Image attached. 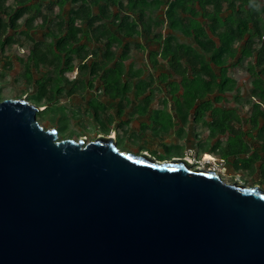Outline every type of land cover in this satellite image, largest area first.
<instances>
[{
	"label": "water",
	"instance_id": "1",
	"mask_svg": "<svg viewBox=\"0 0 264 264\" xmlns=\"http://www.w3.org/2000/svg\"><path fill=\"white\" fill-rule=\"evenodd\" d=\"M0 101V264H264V190L186 158L60 140Z\"/></svg>",
	"mask_w": 264,
	"mask_h": 264
},
{
	"label": "trees",
	"instance_id": "2",
	"mask_svg": "<svg viewBox=\"0 0 264 264\" xmlns=\"http://www.w3.org/2000/svg\"><path fill=\"white\" fill-rule=\"evenodd\" d=\"M54 3L59 5L60 14L51 19ZM42 5H47V12L37 17L42 18V27H47L51 45L43 48L42 43L31 38L34 18H27L23 32L24 41L32 47L30 57L36 71L44 69L38 82V102H55L62 95L63 82L72 83L69 73L75 69L79 78L100 79L111 99L125 101L131 86L121 80L123 63L129 45L141 39L150 46L149 66L158 76L149 74L147 87L136 89L142 95L159 84L173 107V112L160 109L146 113L150 105L146 101L139 114L151 120L144 122L143 131L165 139L172 131L177 135L181 129L193 133L198 126L209 132L208 149L200 151L208 153L212 149L210 141L227 136L231 142L224 147L219 139L215 147L222 153L225 165L228 156L237 159L253 151L243 161L256 166L262 160L259 170L264 172V0H0L2 51L19 41L15 33H20V21L28 7L40 10ZM82 38L90 40L95 48L78 47ZM73 55L79 61L77 65ZM246 58L249 98L255 102L248 100L245 105L239 102L236 105L240 106L227 107L225 95L238 89L232 73ZM173 77L177 78L174 82ZM74 94V89L69 90V96ZM247 105L251 115L248 122L258 129V142L252 138L257 151L242 138L243 122L238 110L246 112ZM94 110L97 117L98 109ZM180 135L182 140L188 138V134Z\"/></svg>",
	"mask_w": 264,
	"mask_h": 264
},
{
	"label": "rangeland",
	"instance_id": "3",
	"mask_svg": "<svg viewBox=\"0 0 264 264\" xmlns=\"http://www.w3.org/2000/svg\"><path fill=\"white\" fill-rule=\"evenodd\" d=\"M9 4H11V1H9ZM54 7L55 10L51 15V19L60 14L59 5L54 3ZM45 12H47V5L46 7L42 5L40 10L29 6L25 16L20 21L22 26L19 29L20 33H15V39L19 40L17 44L6 48L4 51L0 49V101L25 99L40 106L43 111L37 114L38 122L45 129H55L60 140L78 141L86 139L87 142H90L99 136L115 135L116 144L123 152L135 155L146 154L159 160L190 159L193 162L192 167L214 169L225 182H238L250 187H261L264 190V172L259 170L252 162L239 161L235 164V171L228 172L225 162L211 155H205L204 152L200 151V148L208 149L206 131L195 128L191 133V130L184 131L181 129V131H178L179 135L176 131H172L165 136V139L143 131L144 122L151 120L149 117L144 118L139 114V110L144 108L146 101H150L146 113L160 109L173 112L172 104L165 99L164 89L159 84L153 85L151 89L142 95L136 89L138 86L147 87V83L150 82L149 74L158 76L155 69H151L149 66L148 52L150 46L144 40L134 39L132 41L129 45L128 57L123 63L124 75L121 80L131 86V91L125 101L120 102L118 99H111L106 95L100 79H91L87 76L79 78L77 69H75L69 73L70 82L72 83L63 82L62 95L58 96L55 102L51 103L48 100L38 102V82L44 69L40 68L41 70L36 71L30 57L32 47L24 41L26 37L23 32H25L24 24L27 18H34V29L30 32L31 38L38 43H42L43 48L51 45V38L46 37L47 27H42V18L37 17L39 13ZM97 12V9H95V13ZM78 47L85 50L95 48L91 41L86 38L80 39ZM75 56L73 55L72 59L74 64L77 65L79 61L75 59ZM246 76V71L241 69H237L236 72L232 73L234 80L238 81V89L225 95V106L230 107L233 103L239 102L244 104L248 100H252L249 98L250 86L245 80ZM173 79L177 80L173 77L171 79L173 82L175 81ZM73 89L75 94L69 96V90ZM252 101L255 102V100ZM225 106L223 107L225 108ZM247 106L246 112L250 110L249 105ZM94 107L98 109L97 117ZM46 108L47 110H45ZM96 118L102 120L98 122ZM109 119L111 123L107 122ZM124 130L128 131L125 133ZM180 134H183V136L188 134V138L182 140ZM203 142L204 144L200 145ZM197 144L200 146H197ZM228 164L232 166L229 162Z\"/></svg>",
	"mask_w": 264,
	"mask_h": 264
},
{
	"label": "crops",
	"instance_id": "4",
	"mask_svg": "<svg viewBox=\"0 0 264 264\" xmlns=\"http://www.w3.org/2000/svg\"><path fill=\"white\" fill-rule=\"evenodd\" d=\"M248 61H249L248 58L244 59V61L241 64L236 65V69H241V70L246 71L247 76H246L245 80L249 84L250 83L249 82L250 81V79H249L250 76H249L248 70H247ZM232 106L233 107H237V106H240V105H236L235 103H233ZM238 114L242 118V122H243V125L241 126V128H242L241 130H242V138H243L245 144H250L251 143V145H254V147H255L254 150L257 151V145L255 144V142L256 143L258 142L257 141V139H258V129H253L251 127V125L249 124L248 120L250 119L251 115H249L247 112H243L241 110H238ZM260 127H261V125H260ZM196 129H200V128L197 126ZM208 133L209 132L207 131V135H208ZM252 138L255 139V142H252ZM219 139H221L223 141L222 144L224 145V147H225L227 142H231V140H229L227 136L222 137V138H216L212 142L211 141L209 142V143H211L210 145L212 146L211 147L212 149L210 151H207L208 153H204L205 155L206 154L207 155H211L212 157H216V158H219V159H223L224 158L222 153H220L218 150L215 149L216 143L218 142ZM196 143H197V141H196ZM259 149H261V148H258V152H259ZM253 153L254 152L251 151L249 153V155L239 156V157H237V159H235L234 157L228 156V159L226 161V169H227V171L228 172H234L235 171L234 165L238 162L237 160L241 159V161H242V160L249 159L252 156ZM228 162L230 164H232V166H229ZM262 164L263 163H262V160H261V161H259L256 164V167L260 168Z\"/></svg>",
	"mask_w": 264,
	"mask_h": 264
},
{
	"label": "bare ground",
	"instance_id": "5",
	"mask_svg": "<svg viewBox=\"0 0 264 264\" xmlns=\"http://www.w3.org/2000/svg\"><path fill=\"white\" fill-rule=\"evenodd\" d=\"M112 137H114V138H115L116 136H115V135H113ZM188 161H189L191 164L193 163V162H192L190 159H189Z\"/></svg>",
	"mask_w": 264,
	"mask_h": 264
}]
</instances>
